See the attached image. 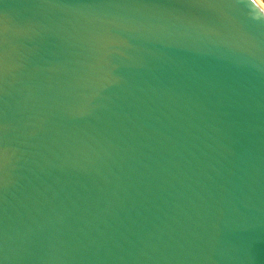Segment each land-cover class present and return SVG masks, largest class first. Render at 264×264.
<instances>
[{"label":"water","instance_id":"1","mask_svg":"<svg viewBox=\"0 0 264 264\" xmlns=\"http://www.w3.org/2000/svg\"><path fill=\"white\" fill-rule=\"evenodd\" d=\"M0 264H264L255 0H0Z\"/></svg>","mask_w":264,"mask_h":264},{"label":"bare ground","instance_id":"2","mask_svg":"<svg viewBox=\"0 0 264 264\" xmlns=\"http://www.w3.org/2000/svg\"><path fill=\"white\" fill-rule=\"evenodd\" d=\"M259 6L264 10V2H262L261 0H255Z\"/></svg>","mask_w":264,"mask_h":264},{"label":"rangeland","instance_id":"3","mask_svg":"<svg viewBox=\"0 0 264 264\" xmlns=\"http://www.w3.org/2000/svg\"><path fill=\"white\" fill-rule=\"evenodd\" d=\"M262 2H264V0H261Z\"/></svg>","mask_w":264,"mask_h":264}]
</instances>
